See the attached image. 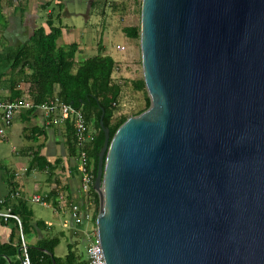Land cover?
<instances>
[{"label": "water", "instance_id": "water-1", "mask_svg": "<svg viewBox=\"0 0 264 264\" xmlns=\"http://www.w3.org/2000/svg\"><path fill=\"white\" fill-rule=\"evenodd\" d=\"M139 41L151 105L100 122L106 263L264 264V0H142Z\"/></svg>", "mask_w": 264, "mask_h": 264}, {"label": "crops", "instance_id": "crops-1", "mask_svg": "<svg viewBox=\"0 0 264 264\" xmlns=\"http://www.w3.org/2000/svg\"><path fill=\"white\" fill-rule=\"evenodd\" d=\"M85 1L90 6H94L97 3L108 4L110 2V0ZM53 3L57 5L59 0H0V101L11 102V98L15 97L19 92L23 94L22 99L30 98L28 93L30 89V68L25 66L23 69L19 68L17 72H12L8 57L16 54L29 41L37 29L46 27L48 21L53 22L54 27H58L53 19V11L49 8ZM115 5H118V10L116 11L113 9ZM111 7L121 17L123 5L115 1L111 3ZM40 10H46L47 17L42 19ZM68 17L70 18L71 16L69 15ZM85 18L87 21L90 19L87 15ZM61 30L62 36L58 40V45L67 49L71 45L77 46L74 71L85 60L90 58V54H93L92 56L94 57L100 51L106 55H110L117 62V70H119V55L103 46V33H99L95 29H90V31L84 29L83 34L80 31H69L64 27H61ZM118 46L124 47L117 44V50H119ZM126 49L128 48L125 47ZM84 58L85 60H83ZM54 90L55 93H58L60 87L55 85ZM91 127L93 128V126ZM65 128V126L47 128L44 124V118L39 111H22L15 115L12 125L7 129L6 138L0 143V201L4 200L5 205L8 198H13L12 194L18 188L21 194L20 197L22 196L28 202L30 209L33 211L34 222L44 223L48 227L43 231H28L25 235L21 234L27 248L36 247L46 237L56 236L60 232L65 234L63 230L56 229V226L52 222L38 217L32 208L33 203L29 200L34 194L40 195L54 206L47 209H52L54 215L57 217H61L65 210H67L60 209L57 203L54 205V200L49 199L53 190L64 191L71 196L76 189L73 182H76V179H74V174L72 173L74 171V164L70 157L68 145L65 143L67 138L64 135ZM37 156L42 157L43 160L37 159ZM42 161L54 166L59 164V166L54 171H50L49 169L40 170L38 168L42 166ZM25 169L28 176H24ZM16 173H21L23 176L17 177ZM66 177L72 178L71 180L73 181L70 182ZM62 183L67 184L62 187ZM69 188L72 191H69ZM76 196L82 200V193ZM1 209H5V207ZM83 227L84 225L77 227L76 224L72 223L68 229L71 240L77 235L84 237ZM20 233L14 220L11 219L7 222L0 220V246H3L4 250L10 254V257L8 256L6 260V264H22L23 246L15 254L14 246L17 240L13 244L14 238L20 236ZM60 247L61 244L56 248L55 256L64 258L66 254L64 256L59 251ZM77 252L81 257V262L85 261L86 253Z\"/></svg>", "mask_w": 264, "mask_h": 264}, {"label": "trees", "instance_id": "trees-1", "mask_svg": "<svg viewBox=\"0 0 264 264\" xmlns=\"http://www.w3.org/2000/svg\"><path fill=\"white\" fill-rule=\"evenodd\" d=\"M113 9L118 10V5ZM126 11L123 7L122 13ZM123 32L131 39L140 38V25L125 27ZM62 36V30L59 27H54V23L48 21L46 27L37 29L29 41L23 45L19 51L9 56L11 63V71L17 72L19 68H30L29 75V97L36 103L40 104L54 95H58L62 101L82 110L87 123L93 126L95 130V140L88 146V154L90 163L93 166V174L97 177L98 174V157L101 148L104 144L105 135L100 125L102 115L103 122L106 128L110 130V140L115 135L118 128L129 118L128 116L115 117L118 111V104L122 96V85L115 82L114 73L117 70V62L110 56L99 52L98 55L85 60L76 71H74L75 55L77 46L71 45L68 49L58 45V40ZM55 85L60 87L58 93H55ZM137 91L145 92L146 106L139 110L134 116L146 111L150 105L144 80L141 79L135 82ZM23 94L17 93L11 98V102H16L22 99ZM57 127V126H53ZM58 128V127H57ZM64 135L66 145H68L70 157L75 156L78 151L75 142L74 129L69 124L66 125ZM37 159L43 160L37 156ZM43 162V161H42ZM39 166V165H38ZM59 164L49 165L43 162L38 169H49L54 171ZM59 185V183H58ZM57 190V189H56ZM53 190L50 195V200H54V205L57 203L59 191ZM69 191H72L70 188ZM16 188L13 192V198H8L7 203L1 208H11L12 213L19 217L22 225V231L16 220V227L21 232L20 236L14 238L13 244L15 254L19 248L23 246L21 234H27L28 231L38 232L43 231L47 227L44 223L34 222V214L30 209L28 202L23 197H16ZM85 211H94L92 221L96 224L100 208V198L94 188L88 194V202L82 199ZM89 208V209H86ZM11 220V219H10ZM96 226V225H95ZM53 228V227H52ZM65 234L60 232L56 236H49L40 241L35 247H28L29 256L32 264H54V255L57 264H82L79 253L75 250L72 243L68 244V254L64 258L55 256L56 248L61 244ZM41 249H45L42 251ZM23 250V249H22ZM10 254L0 246V264H6V260Z\"/></svg>", "mask_w": 264, "mask_h": 264}, {"label": "rangeland", "instance_id": "rangeland-1", "mask_svg": "<svg viewBox=\"0 0 264 264\" xmlns=\"http://www.w3.org/2000/svg\"><path fill=\"white\" fill-rule=\"evenodd\" d=\"M115 1L126 8L121 17L112 10L111 3ZM141 1L110 0L108 4L97 3L94 6H90L85 0H59L57 5L53 3L49 7L53 11V19L58 27H64L73 32L80 31L82 34L84 29L89 31L90 29L98 30L99 33H103V46L119 55V70L114 73L115 82L122 85V96L118 104V111L115 114L117 118L121 116L131 118L146 106L145 92L137 91L135 88V82L143 79L140 41L129 38L123 32L125 27L140 25ZM40 14L42 19L48 15L46 10H40ZM69 15L71 16L70 18L68 17ZM86 15L90 18L88 21L85 18ZM117 44L123 45L128 49L121 52L116 49ZM90 55V58L93 57V54ZM82 199H86L88 202V197L84 196ZM32 208L38 217L45 218L52 222L56 229L65 232L66 237L61 240L59 249L64 256L68 254L69 243L74 245L76 251L86 253L89 244L94 238L95 224L92 220L85 226L84 237L77 235L71 240L68 229L73 221L69 210H65L61 217H57L52 209L44 208L39 204H33ZM91 214H93V211H91ZM64 225L66 226L63 227Z\"/></svg>", "mask_w": 264, "mask_h": 264}, {"label": "built area", "instance_id": "built-area-1", "mask_svg": "<svg viewBox=\"0 0 264 264\" xmlns=\"http://www.w3.org/2000/svg\"><path fill=\"white\" fill-rule=\"evenodd\" d=\"M117 48L121 51L125 50V47L118 46ZM27 110L39 111L44 118V124L47 128H51L54 125L57 127H66V125L69 124L74 129L78 153L75 156H71V160L74 164V171L72 173L74 174L76 182L71 180L72 178L66 177V179L70 182L73 181L76 189L71 196L64 191H60L57 205H59L60 209H67L70 211L72 221L77 227L84 225L82 229L83 234H85V226L92 220L94 211L87 207L86 209L90 211H85L84 203L76 195L82 193V198L84 196L88 197L90 190L94 188L96 177L93 174V166L90 163L88 146L95 140V130L87 123L82 110L65 103L58 95H54L40 104H36L31 98L21 99L16 102L0 101V143L6 138L7 129L12 125L15 115L18 112ZM26 172L27 170L25 169L24 176H28ZM16 176L19 177L23 175H21V173H16ZM66 184L67 183H62V187ZM20 195V191H17L15 196L20 197ZM29 200L33 204H39L46 208L53 206L48 200L43 199L37 194L32 195ZM4 203V200L0 201V205L3 206ZM91 211H93V214H91ZM10 219L16 220L22 231L21 221L18 216L12 213V209H1L0 207V220L7 222ZM93 236L94 238L86 250V259L82 264H107L102 246L97 237L96 226L93 231ZM21 238L23 242L22 262L23 264H32L23 235H21Z\"/></svg>", "mask_w": 264, "mask_h": 264}]
</instances>
